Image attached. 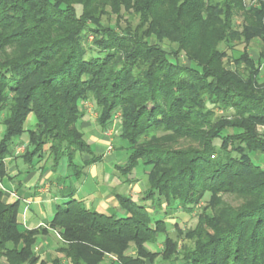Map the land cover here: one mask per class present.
Instances as JSON below:
<instances>
[{"label": "trees", "instance_id": "16d2710c", "mask_svg": "<svg viewBox=\"0 0 264 264\" xmlns=\"http://www.w3.org/2000/svg\"><path fill=\"white\" fill-rule=\"evenodd\" d=\"M82 1L79 13L70 0H0V179L27 133L29 171L43 163L54 172L67 159L69 177L81 181L100 160L80 128L90 100L101 131L120 121L129 152L118 167L123 183L133 184L142 165L146 189L138 201L117 193L119 215L88 210L69 185L49 228L34 230L20 223V203L5 204L0 192V260L47 264L34 245L51 229L71 264H103L105 255L116 257L109 264H264V170L253 158L264 156L256 132L264 125V0L248 9L254 0H118L141 17L136 31L104 24V0ZM239 44L243 54L227 71V50ZM221 193L257 201L201 214L188 233L195 247L178 252L184 231L177 223L171 235L168 220L193 214L207 196L210 207H223ZM160 236L162 251L151 250Z\"/></svg>", "mask_w": 264, "mask_h": 264}, {"label": "rangeland", "instance_id": "374dc122", "mask_svg": "<svg viewBox=\"0 0 264 264\" xmlns=\"http://www.w3.org/2000/svg\"><path fill=\"white\" fill-rule=\"evenodd\" d=\"M72 1V2H71ZM260 0H254V1H248L246 2V7L247 9L250 7H254L257 5V2ZM71 3L76 4L78 3L80 6H76V9L78 10L79 13L82 12V6L81 4H83L82 0H76L74 3L73 0H70ZM105 4L102 8H100L101 10L98 11V15L102 18V22L106 25H111V26H120L123 29H127L130 31H136V29H140L143 25L141 17L139 15H137L136 10H134V8L131 7L127 8L125 6H122V4L118 1V0H104L103 1ZM98 3H95V5H93L90 9L93 11L95 10V8H98ZM243 22V19L241 16H237L236 17V26L238 28L241 27ZM143 28H145L143 26ZM92 40V38L90 39V41ZM152 43H157L158 40H156V37L153 36V38L151 39ZM169 43L167 42H163V47L166 50H169ZM173 46V45H172ZM171 47V46H170ZM223 48H226L223 45ZM245 48L244 44H239L236 45L230 52V50H227L229 55H230V61H226L227 65H226V70L227 71H234L235 70V65L233 63L234 59H238L241 57V55L243 54V49ZM18 50L17 47H11V48H7L6 51L8 54L11 53H16L15 51ZM249 54L254 58L258 56V51L259 48L256 44H252L249 47ZM2 54V53H1ZM0 54V55H1ZM181 56L183 58V60L185 61L184 63L186 64V66H188L189 63H187V54L186 51L183 50V52H181ZM1 57V56H0ZM4 55L2 56V58L0 59V62L4 61L5 58H3ZM262 69H264V65L262 66ZM82 106L84 107V109L86 110V113H88L90 116H94V122H96V118H97V113L95 111V104L92 101H87L85 103H82ZM117 120V119H116ZM36 124V117L34 115H31L27 124H26V129L30 130L33 129L35 127ZM115 125L112 126V128L110 129L111 131L108 132L109 136L112 138L110 142L105 143L106 145V149L104 152V156H110L111 154H113L115 157L117 158H123L121 160H118L116 158V161H124V157H118V156H122L120 154H122V151H117V149L121 146L125 147V144H122V142L119 139V135L121 134V127H120V121H118L117 123H114ZM82 130L83 128L80 127ZM84 131V130H83ZM256 132L257 134H259L261 136L262 139H264V125H259L258 127H256ZM85 133V132H84ZM86 136V140L87 142L90 144V139L88 134L85 133ZM22 140H25V145L20 146L18 149L15 150L16 155H23L26 149V141L28 140V134L25 133L24 136L22 137ZM108 140V139H107ZM182 141V140H181ZM24 143V141H23ZM217 144H220L219 142H216ZM187 146V142H182L181 147H186ZM23 153V154H22ZM127 153V154H126ZM123 152V156H125V162L122 163V165L126 164V160L127 157L129 155V152ZM80 157V156H79ZM253 158L256 160V164L261 167L264 170V156H260V155H256L255 157L253 156ZM115 161V162H116ZM113 165L109 164V163H105L103 165L100 166L101 168H106L105 172L100 174L99 179H94L92 176H88L86 179H82L81 183L83 181H86V185H85V189L94 192L96 191V188L98 189H107V188H111V187H116L115 188V196L116 194H122V195H127L130 197H134L135 200L138 201L139 198H141V196L143 195V192L146 189V176H145V172L148 171L144 166H139L133 176L135 178V182L133 184H126L123 183L124 178L119 177L120 174L119 172L112 168ZM115 175V181L113 180L111 182V180H109V178L111 179V177ZM111 182V184L109 183ZM71 183H67V185H70ZM85 189L83 190V194H85ZM114 196V197H115ZM137 198V199H136ZM218 199V203L223 205V207L219 208V206L212 208L210 207V205L208 204L210 201V196H207L205 198V201L203 202V204L197 208L193 214L191 215H187L183 212H179L178 215L179 219H174V220H168V225H169V231L171 233V235H173L174 237H177V233L175 231L174 228V224L178 223V226L180 227L181 230L184 231V234L182 236V239L179 242V247H178V252H183V251H187L189 249H192L193 247H195V238L194 237H189L188 233H191L192 231H195L196 228L199 227V223H200V218L199 216L201 214H218L221 210H223L224 207L228 206V207H233V208H239L243 205L247 206L248 204H253L255 201L254 199H251L250 197H244V196H239V195H235L234 193H221L218 195L217 197ZM116 199V197H115ZM118 201L116 199V202L114 205H116V213L114 214H119V215H123V213L121 212V209H117L119 204H117ZM206 211H205V210ZM175 216V217H176ZM165 218V216H164ZM41 229V228H40ZM165 238L164 236H160V240L159 243L157 245H150L149 248L153 251L155 250H159L162 251L163 248V242H164ZM67 243L65 242L64 238L62 237V234L59 231H55V230H51L49 231L48 234H44V235H40L37 237V241L34 245V251L36 252V254L41 258L42 261L46 262L47 264H52L53 262H55V260L60 259L61 264H71L70 261L68 259H66V257L60 252L63 247H65ZM128 254H131V251L128 252ZM132 254H134L132 252ZM43 257V258H42ZM112 260H116V257H113L112 255H105L104 256V260H103V264H109ZM0 264H8V260L6 258L1 259L0 260ZM157 264H166L162 261V259H158ZM178 264V263H175Z\"/></svg>", "mask_w": 264, "mask_h": 264}, {"label": "crops", "instance_id": "0c3cea01", "mask_svg": "<svg viewBox=\"0 0 264 264\" xmlns=\"http://www.w3.org/2000/svg\"><path fill=\"white\" fill-rule=\"evenodd\" d=\"M86 115L81 127L86 134L90 135L92 151L100 160L87 169L83 179H86L89 175L94 179H99L100 174L106 170V168L100 169V166L106 162L113 165V170L116 169L117 171L118 167L124 166L122 165L125 162L123 152L126 153L127 150L121 149L124 146L117 149L118 152L122 151V154H120L122 156L118 157H124V161H116L117 157L113 154L104 156L106 146H108L105 143L110 142L112 139L108 134L111 130L101 131L97 123L94 122L95 115L90 116L88 113ZM22 141L25 143V140ZM26 143H28V140ZM21 156L19 154L16 155L14 150L12 156L6 160L9 177L0 179V192L3 193V202L5 204L20 203L19 221L25 229L49 228L55 218L58 207L69 201L68 198L63 196L64 189L69 186L67 185L68 182L71 183L70 185L74 184L76 186L77 193L75 197L77 200L84 202L88 210L103 214L116 213L115 207L117 206L114 205L116 202L114 197L116 187L107 188L106 190L96 188V191L91 192L85 189L86 181L81 183L82 180L77 181L69 177L67 159H64L54 172L50 169H44L43 163L29 171ZM78 159L81 160L80 158ZM117 159L121 160L123 158ZM84 160H89V158H84ZM109 180L111 182L115 181V175ZM111 182L109 183L111 184ZM84 189L86 191L85 194H83ZM117 209L120 210V207L118 206Z\"/></svg>", "mask_w": 264, "mask_h": 264}]
</instances>
